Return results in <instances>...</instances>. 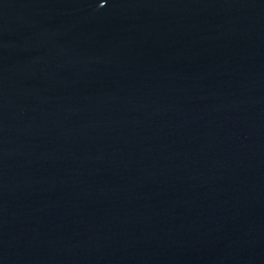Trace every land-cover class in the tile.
Instances as JSON below:
<instances>
[{
	"label": "water",
	"instance_id": "obj_1",
	"mask_svg": "<svg viewBox=\"0 0 264 264\" xmlns=\"http://www.w3.org/2000/svg\"><path fill=\"white\" fill-rule=\"evenodd\" d=\"M0 264H264V0H0Z\"/></svg>",
	"mask_w": 264,
	"mask_h": 264
}]
</instances>
